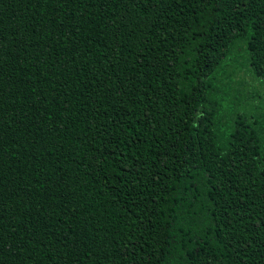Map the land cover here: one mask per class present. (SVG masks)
Wrapping results in <instances>:
<instances>
[{"label": "trees", "instance_id": "trees-1", "mask_svg": "<svg viewBox=\"0 0 264 264\" xmlns=\"http://www.w3.org/2000/svg\"><path fill=\"white\" fill-rule=\"evenodd\" d=\"M0 264H264V0H0Z\"/></svg>", "mask_w": 264, "mask_h": 264}]
</instances>
